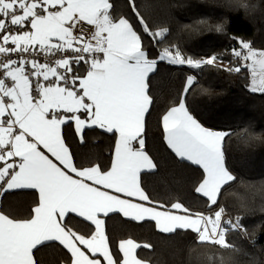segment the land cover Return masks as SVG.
<instances>
[{
    "label": "snow or ice",
    "instance_id": "snow-or-ice-1",
    "mask_svg": "<svg viewBox=\"0 0 264 264\" xmlns=\"http://www.w3.org/2000/svg\"><path fill=\"white\" fill-rule=\"evenodd\" d=\"M129 3L149 32L135 0ZM112 9L110 0H0V192L38 193L27 219L0 210V264H39L34 250L52 241L68 251V264H147L137 249L152 246L132 239L119 242L114 255L101 218L110 213L154 221L161 233L191 230L199 244L248 256L227 239L229 231L248 238L242 217L225 221L223 208L206 215L190 212L179 201L165 205L141 186V173L157 169L144 151L145 117L153 104L149 74L157 60L149 58L129 20L115 17ZM85 25L92 28L87 35L81 31ZM216 30L223 31V26ZM166 31L151 35L163 37ZM239 44L232 55L241 63L222 70H246L249 91L264 94V50L254 49L250 41ZM159 59L201 68L223 57L193 60L164 49ZM194 82L189 77L185 91ZM69 122H74L81 143L85 129L93 126L118 133L110 168L77 167L63 135ZM161 123L175 155L202 168L195 191L217 205L221 189L236 179L225 166L223 142L229 133L204 127L183 100ZM70 214L90 222L94 231L87 236L73 231Z\"/></svg>",
    "mask_w": 264,
    "mask_h": 264
},
{
    "label": "trees",
    "instance_id": "trees-1",
    "mask_svg": "<svg viewBox=\"0 0 264 264\" xmlns=\"http://www.w3.org/2000/svg\"><path fill=\"white\" fill-rule=\"evenodd\" d=\"M113 15L129 20L140 35L150 59L157 60L156 71L149 77V95L153 104L145 120V151L157 164L155 172L141 175V185L152 200L165 205L179 201L192 213L212 215L223 208L224 220L242 217L248 229L245 239L229 231L227 239L249 255L196 242L197 234L178 230L164 234L154 222H134L120 214L106 217V234L114 255L119 242L132 239L151 248H139L137 255L149 264H264V94L252 93L249 73L222 69L241 63L232 55L240 49L239 40L250 41L254 49L264 50V0H135L136 11L144 18L149 32L140 24L129 0H110ZM247 5V7H245ZM222 25L223 31L216 26ZM167 29L163 37L151 33ZM164 49L193 60L221 55L214 65L201 68L160 60ZM194 77L185 91L186 81ZM183 100L188 111L204 127L229 133L223 142L225 165L236 179L221 190L217 205L195 191L203 170L179 159L169 149L161 117ZM78 168L99 164L108 169L113 161L116 134L94 127L84 132V143L73 123L64 126ZM35 191L5 193L0 210L16 219H27L35 207ZM153 206V205H152ZM172 211V209H170ZM70 227L79 234L94 231L91 223L70 215ZM39 264H68L70 254L58 242L34 250Z\"/></svg>",
    "mask_w": 264,
    "mask_h": 264
},
{
    "label": "crops",
    "instance_id": "crops-1",
    "mask_svg": "<svg viewBox=\"0 0 264 264\" xmlns=\"http://www.w3.org/2000/svg\"><path fill=\"white\" fill-rule=\"evenodd\" d=\"M156 68H157V65H156ZM156 71V69L152 72V73H150L149 74V77H150V75L151 74H153L154 72ZM187 89H189V88H187ZM150 108H151V106H150ZM150 108H149V110H150ZM147 115V114H146ZM83 118V117H82ZM145 120H146V117H145ZM69 123H73V125H74V122H69ZM67 125V124H66ZM65 126V125H64ZM64 126H63V135H64ZM95 126H93L92 128H94ZM74 128H75V126H74ZM99 128V127H98ZM86 129H88V128H86ZM85 129V130H86ZM102 130H104V129H102ZM105 131V130H104ZM116 134V143H117V141H118V133H115ZM165 137H166V134H165ZM165 140H166V138H165ZM116 145V144H115ZM134 146H136L135 145V142H134ZM169 147V146H168ZM170 149V148H169ZM115 150V149H114ZM171 150V149H170ZM144 151H145V149H144ZM172 151V150H171ZM173 152V151H172ZM174 153V152H173ZM175 154V153H174ZM176 156V155H175ZM178 157V156H177ZM179 158V157H178ZM113 159H114V153H113ZM179 159H181V158H179ZM181 160H184V161H186V162H189L190 164H192V165H194V166H197V167H199V168H201L200 166H198V165H195V164H193L191 161H188V160H186V159H181ZM226 166V165H225ZM202 169V168H201ZM143 173H147V172H142L141 173V175L143 174ZM74 175V174H73ZM140 179H141V177H140ZM89 183H91V182H89ZM230 183V182H229ZM227 185V184H226ZM142 186V185H141ZM222 190V189H221ZM21 191H35L36 193H37V191L36 190H33V189H16V190H10V191H7V192H3V194H5V193H13V192H21ZM109 191H111V190H109ZM113 194H115V193H113ZM200 194V193H199ZM37 195H38V193H37ZM118 195H121V198H126V199H131V200H133V202H137V203H145L146 204V206H152V205H149V204H147V202H141V201H139L137 198H129V197H125V196H123L122 194H118ZM201 196H202V194H200ZM206 198V197H205ZM207 199V198H206ZM208 200V199H207ZM211 206H213V205H211ZM172 211L175 213V214H180V215H183L184 213L183 212H181V211H178V210H175V209H172ZM112 214H120L121 216H123L121 213H110L109 215H112ZM70 215H73V216H77L78 218H81V217H79L77 214H70ZM108 215V216H109ZM124 217V216H123ZM101 218H103L104 220L106 219V217H101ZM125 219H128V220H131L130 218H128V217H124ZM81 219H83V218H81ZM84 220V219H83ZM223 220H224V216H223ZM131 221H133V220H131ZM145 221H151V220H145ZM134 222H138V221H134ZM142 222H144V221H142ZM151 222H154V221H151ZM90 223V222H89ZM155 223V222H154ZM156 225V224H155ZM105 233H106V221H105ZM156 228H157V226H156ZM158 230V229H157ZM159 231V230H158ZM178 231V230H177ZM183 231H191V230H183ZM160 232V231H159ZM193 232V231H192ZM164 234H168V233H164ZM107 235V234H106ZM52 242H58V241H52ZM59 243V242H58ZM137 251H138V249H137ZM139 258V257H138ZM147 264H149L148 262H147Z\"/></svg>",
    "mask_w": 264,
    "mask_h": 264
},
{
    "label": "built area",
    "instance_id": "built-area-1",
    "mask_svg": "<svg viewBox=\"0 0 264 264\" xmlns=\"http://www.w3.org/2000/svg\"><path fill=\"white\" fill-rule=\"evenodd\" d=\"M81 31H83L87 35L92 31V28L90 26L85 25L83 29H81ZM2 196H3V192H0V200Z\"/></svg>",
    "mask_w": 264,
    "mask_h": 264
}]
</instances>
